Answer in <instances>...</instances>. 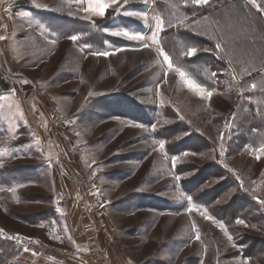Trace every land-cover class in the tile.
Segmentation results:
<instances>
[{
    "label": "rangeland",
    "instance_id": "rangeland-1",
    "mask_svg": "<svg viewBox=\"0 0 264 264\" xmlns=\"http://www.w3.org/2000/svg\"><path fill=\"white\" fill-rule=\"evenodd\" d=\"M35 3L48 7L0 0V251L1 241L15 244L10 264H78V255L86 264L89 251L110 264H264V69L254 78L209 51L182 56L194 33L165 26L160 47L213 91L202 99L174 72L165 82L155 46L111 35L118 27L150 35L152 17L163 18L158 0L125 5L147 13L148 24L111 9L87 20L67 0ZM256 21L227 23L239 26L232 34L238 62L264 63ZM252 83L257 88L248 91ZM153 140H163L164 150H153ZM172 156L181 157L175 168ZM187 196L197 211L187 212Z\"/></svg>",
    "mask_w": 264,
    "mask_h": 264
},
{
    "label": "snow or ice",
    "instance_id": "snow-or-ice-1",
    "mask_svg": "<svg viewBox=\"0 0 264 264\" xmlns=\"http://www.w3.org/2000/svg\"><path fill=\"white\" fill-rule=\"evenodd\" d=\"M34 2V6L36 8H47V5H42L39 3H35V0H33ZM68 3H75L79 6V10L84 12L85 15V19L87 20H91L93 17H100L103 18L105 17L106 13L108 12L109 9H111L113 11L114 14H122L125 17H133L136 18L137 20H141L143 21L145 24L149 23V17L147 15V13L143 12V11H137V10H128L125 9V5L129 4V0H67ZM145 3H147V0H144ZM211 2V0H183V3L185 5V7L188 6H192V7H200V6H205L208 5ZM248 3L255 7L258 11H264V4L258 3V0H248ZM86 4V7H85ZM173 8L176 7L175 4L171 5ZM123 9V11H122ZM152 19L154 20L155 24H154V28L150 26V35H145L140 31H136V30H131L125 27H118L116 30L111 32V35L116 36V37H124L127 38L129 40H135V41H139L142 44V47L144 49H151L153 48V46H155V51L157 52L158 56L163 57V62L164 64L167 65V69L165 71V82H166V78H167V74L169 71L174 72L176 75H178L181 79V81L185 84V86L188 88L189 91L195 93L196 95L200 96L202 99H209L212 95H213V91H209L207 90L205 87H202L200 83H198L196 80L192 79L187 73L186 71L179 66H175L172 62V58L170 57V55L162 48L160 47L161 41H160V33L163 32L165 30V26H166V21L164 18H162L160 15H154L152 17ZM190 17L185 14L184 16L180 17V16H173L171 18H169L167 20V27L168 28H186V30H188L189 32H192L194 34H198V35H206L207 32H197L196 28H195V24L199 23L198 21L193 20V22L191 24L186 23L187 21H189ZM218 23V21H217ZM5 37L4 36H0V40H4ZM68 39H70L73 42L78 41L79 37L77 35H71L68 37ZM52 43H55V41H52ZM87 47V45H86ZM183 47L186 48V51H182L180 53V55L182 56H186V57H193L195 55L198 54L199 51H208V49L204 48L201 49L199 46L192 44V43H188V44H184ZM215 49L221 53L224 52V48L222 47V45L220 43H216L215 44ZM122 49H117L116 51H121ZM81 51H83V49H81ZM114 52H109V51H93L91 52L92 56H98V57H108L110 55H114ZM159 62V61H157ZM229 65L231 66L232 61L229 60L228 61ZM234 71V69H233ZM235 78V77H233ZM25 83H27V81H25ZM257 88V85L255 83H252L250 86H248V91H252L255 90ZM242 94V93H241ZM89 96L94 95V93L89 92L88 93ZM181 119H183V117H181ZM158 123V122H157ZM157 123H153L151 124V130L154 132L157 129ZM165 124L169 123V121L165 120L164 121ZM131 127H135V128H141L143 129L145 132L149 131L148 128H146L143 124H139V123H132L130 125ZM230 127V125H228ZM221 141L223 140V136L220 137ZM159 144V149H155L153 148V150H159V151H163L165 148V142L163 140H153L152 144L156 145ZM221 149H223V145L221 144ZM258 152L260 154H264V142H262L258 148ZM223 151H221V155H223ZM183 156H194L196 155L195 152H184L182 154ZM167 158V157H166ZM180 156H172L171 157V163H172V167L175 168L180 160ZM256 159L259 160L260 159V155L256 156ZM174 179L176 181H179L181 179V177L179 175H175ZM20 187H23V185H20ZM6 189L0 187V191H5ZM11 192H13V194H15L16 189L15 188H10L7 189ZM181 196H183V193L180 194ZM15 198V195H14ZM185 199L188 201V207H187V212L191 213L193 211H197L198 209L196 208V206L191 202L192 198L191 196H187L185 197ZM258 202L260 204H264V199H258ZM200 211V215L203 216V218L205 220H212L213 223H216L213 220V217H211L206 209H202L199 210ZM236 224L238 225H243L244 227H249V225L246 223V221L244 219H237ZM224 233V235L227 237L228 242L231 244V246L233 248L237 247V245L235 243H232L233 241V237L228 233L227 229L225 228L224 224L220 223L217 225ZM193 228H195V222H193ZM3 229H0V232H2ZM10 239H14V237H10ZM196 240H200V235L197 232L196 236H195ZM28 249H25V251H27ZM242 264H250V260H244L242 262Z\"/></svg>",
    "mask_w": 264,
    "mask_h": 264
},
{
    "label": "trees",
    "instance_id": "trees-1",
    "mask_svg": "<svg viewBox=\"0 0 264 264\" xmlns=\"http://www.w3.org/2000/svg\"><path fill=\"white\" fill-rule=\"evenodd\" d=\"M159 8L162 10L163 18L166 21L172 17L174 12L178 14H187L189 19V24L193 20L198 21L199 23L195 24V28L200 27L202 30L197 32H207L206 35L194 34L193 39H195V45L200 48H207L211 56L219 60L223 66L227 68H232L239 73L242 72L245 67L248 70H251V73L248 76L256 78L261 75V70L264 69V63H243L238 62L237 50L240 48V45L236 44L235 39H233L232 34L236 32L238 34V27L228 26L227 23L232 20H237L238 18L244 16L245 20L248 21L256 18L258 21L257 29H262L264 31V11H258L255 7L251 6L248 3V0H211L208 5L200 7H185L183 0H158ZM258 3L264 4V0H258ZM175 4L176 7L173 8L171 5ZM177 14V15H178ZM225 14L230 15V19L225 18ZM247 14L250 16L246 17ZM176 15V16H177ZM239 15V16H238ZM246 15V16H245ZM218 21V23H217ZM203 22L207 23V26H200ZM209 25V26H208ZM167 26V25H166ZM221 32V33H218ZM220 43L224 48V52L221 53L215 49V44ZM231 60L232 64L229 65L228 61ZM247 76V77H248ZM2 246H7V248L0 251V264H10L17 253L12 252L10 247H14L12 241H1ZM1 248V247H0Z\"/></svg>",
    "mask_w": 264,
    "mask_h": 264
},
{
    "label": "built area",
    "instance_id": "built-area-1",
    "mask_svg": "<svg viewBox=\"0 0 264 264\" xmlns=\"http://www.w3.org/2000/svg\"><path fill=\"white\" fill-rule=\"evenodd\" d=\"M2 25L3 22H1L0 20V34L2 33L3 29ZM85 259L86 264H110L105 255L94 251H89L88 253H86Z\"/></svg>",
    "mask_w": 264,
    "mask_h": 264
},
{
    "label": "crops",
    "instance_id": "crops-1",
    "mask_svg": "<svg viewBox=\"0 0 264 264\" xmlns=\"http://www.w3.org/2000/svg\"><path fill=\"white\" fill-rule=\"evenodd\" d=\"M33 264H35V263H33ZM78 264H83V260H82L80 255H78Z\"/></svg>",
    "mask_w": 264,
    "mask_h": 264
}]
</instances>
